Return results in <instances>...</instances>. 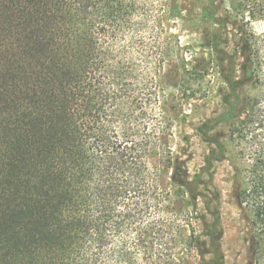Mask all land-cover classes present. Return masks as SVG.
Masks as SVG:
<instances>
[{"label":"trees","instance_id":"obj_1","mask_svg":"<svg viewBox=\"0 0 264 264\" xmlns=\"http://www.w3.org/2000/svg\"><path fill=\"white\" fill-rule=\"evenodd\" d=\"M176 10L0 0V264H207L222 241L208 216L225 121L242 159L232 181L243 238L264 264V30L251 28L264 0H230V30L204 9L217 27L202 43L210 58L196 61L172 31ZM185 73L213 74L220 99L201 129L204 165L191 177L182 162L181 179L169 110L194 96L177 88Z\"/></svg>","mask_w":264,"mask_h":264},{"label":"rangeland","instance_id":"obj_2","mask_svg":"<svg viewBox=\"0 0 264 264\" xmlns=\"http://www.w3.org/2000/svg\"><path fill=\"white\" fill-rule=\"evenodd\" d=\"M177 5L179 11L171 13L170 21L172 31L179 35L182 45L185 47L184 55L193 61L202 58L209 59L211 48L202 46V43L207 41L211 28L217 27V21L207 19L204 16V9H210V11L224 16L223 21L226 22L227 29L230 30L236 21V18L225 17V9H230V0H177ZM251 28L255 33L260 34L264 30V22L254 21L251 23ZM217 85L218 82L215 81L213 74L192 78L190 74L185 73L180 81V86L177 87L181 91L187 87L194 93L193 97H182L178 101V109L169 110L172 123L169 143L172 156L181 161L179 167L182 171L177 174V177L181 179L186 178L182 162L185 163L191 177L204 165V157L209 145L203 140L201 129L206 119L214 114L220 99V96H215ZM177 88L170 89L174 93ZM229 129L228 121L221 123L222 135L219 138L222 142L221 152L223 153L213 161L212 179L213 188L218 191V198L216 196L214 202L211 203L213 215L208 216L209 223L214 222L220 225L222 241L220 240V245L218 243L210 246L208 251L202 253L204 262L207 264H210L208 261L212 264H251V248L243 238L245 221L233 197V164L241 162L242 159L239 157V149L230 140ZM199 207L202 209L205 207L201 200H199ZM217 215L220 217V224L215 221ZM196 228L199 231L202 228L201 220H197ZM186 232L188 233V230ZM202 249L204 248L202 247ZM203 255H195L194 261L202 260ZM202 264L205 263L202 262Z\"/></svg>","mask_w":264,"mask_h":264}]
</instances>
